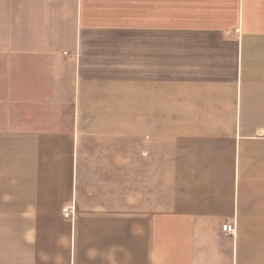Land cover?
<instances>
[{"label":"crops","instance_id":"crops-1","mask_svg":"<svg viewBox=\"0 0 264 264\" xmlns=\"http://www.w3.org/2000/svg\"><path fill=\"white\" fill-rule=\"evenodd\" d=\"M0 264H264V0H0Z\"/></svg>","mask_w":264,"mask_h":264},{"label":"built area","instance_id":"built-area-1","mask_svg":"<svg viewBox=\"0 0 264 264\" xmlns=\"http://www.w3.org/2000/svg\"><path fill=\"white\" fill-rule=\"evenodd\" d=\"M63 214L66 218L73 217V209L70 206L63 207ZM223 231L226 234H235L236 233V225L235 223H225L223 225Z\"/></svg>","mask_w":264,"mask_h":264}]
</instances>
